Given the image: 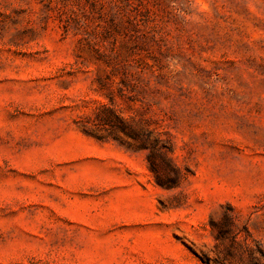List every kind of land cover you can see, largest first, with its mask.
I'll return each instance as SVG.
<instances>
[{
	"label": "rangeland",
	"instance_id": "obj_1",
	"mask_svg": "<svg viewBox=\"0 0 264 264\" xmlns=\"http://www.w3.org/2000/svg\"><path fill=\"white\" fill-rule=\"evenodd\" d=\"M0 264H264V0H0Z\"/></svg>",
	"mask_w": 264,
	"mask_h": 264
},
{
	"label": "trees",
	"instance_id": "obj_2",
	"mask_svg": "<svg viewBox=\"0 0 264 264\" xmlns=\"http://www.w3.org/2000/svg\"><path fill=\"white\" fill-rule=\"evenodd\" d=\"M141 142L142 143V146L144 148H148L149 146H152L153 147V141L148 137L147 139H141ZM152 151H156L154 148H152ZM154 153V152H153ZM152 154L149 155V162H150V165H151V169L153 170V172H155L156 176H157V180H160V178H162V176H160V173L159 172V164L156 163L152 157H151ZM166 157V158H165ZM166 162H168L169 160L167 159V156H164V159ZM178 175V173H177ZM231 217V216H230Z\"/></svg>",
	"mask_w": 264,
	"mask_h": 264
}]
</instances>
